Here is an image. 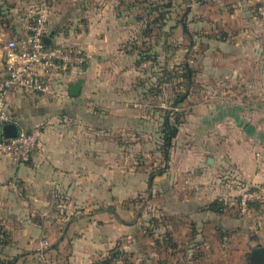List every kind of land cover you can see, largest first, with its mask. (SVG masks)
<instances>
[{
    "label": "crops",
    "instance_id": "crops-1",
    "mask_svg": "<svg viewBox=\"0 0 264 264\" xmlns=\"http://www.w3.org/2000/svg\"><path fill=\"white\" fill-rule=\"evenodd\" d=\"M104 19L90 20L86 46L80 47L90 54L89 61L71 72L61 96L9 95L13 122L19 128L28 124L40 136L25 164L0 152V264H120L123 241L137 243L144 216L139 212L134 218L124 202L143 190L150 201L162 197L179 223L189 220L198 238L207 227L225 226L221 212L206 205L207 192H221L218 201L226 199L228 183L238 175L245 184H264V89L244 95L252 90L253 75L264 73V16L255 11L254 0H187L181 29L185 51L199 59L198 86L211 93L190 105L169 160L163 151L164 120L151 109L143 115L135 107L138 91L131 78L137 73L136 58L121 49L127 32L120 20ZM48 27L60 43L50 20ZM0 28V39L23 30ZM2 53L0 47V59ZM94 55L100 58L98 77L88 66ZM191 62L185 60L190 67ZM72 83L81 85L78 96L71 95ZM111 104L115 110L107 114ZM220 171L228 181L216 177ZM189 185L195 190L187 195L182 187ZM226 226L252 229L239 218L227 220ZM45 240L48 245L42 244Z\"/></svg>",
    "mask_w": 264,
    "mask_h": 264
},
{
    "label": "rangeland",
    "instance_id": "rangeland-1",
    "mask_svg": "<svg viewBox=\"0 0 264 264\" xmlns=\"http://www.w3.org/2000/svg\"><path fill=\"white\" fill-rule=\"evenodd\" d=\"M43 2L44 0H0V27L9 31L23 27L33 20ZM49 3L52 7L50 28L57 30L58 40L68 47L86 46L90 20H105L104 17L107 20H120L127 32L121 49L136 58L133 63L137 67V73H132L131 79L135 80L138 91L136 100L139 103L135 107L140 110V114L144 115L151 109L163 121L165 115H162L169 111L172 121L178 116L184 122L192 109L190 105L211 93L210 89L198 86L196 69L200 66L199 59L196 60L190 50L187 53L185 51L187 40L181 29L187 0H49ZM186 59L192 60L194 77L191 84H188L185 76ZM1 60L3 61L0 59V62ZM99 62V56L94 55L88 64L89 67L93 66L96 77L99 76L96 69L99 68ZM251 79L253 84L250 95L248 90H244L247 98L257 94L258 87H262L260 91L264 89V73L260 78L256 74ZM230 89L236 93L239 91L238 88ZM114 91L115 86L111 93L108 92L110 98H113ZM240 91L243 94V89L240 88ZM183 94L182 101L175 102ZM145 103L149 104L148 107L144 106ZM169 106H175V110L170 111ZM114 107L112 104L107 107V114L114 111ZM25 125L24 128L33 129L28 124ZM1 138L0 133V142ZM216 177H220L222 182L228 181L226 174L221 171L216 173ZM141 178L143 177L140 176V180ZM228 184L230 187L226 185L223 189L228 186L230 191L225 196L227 198L220 201L224 209L219 213L220 221L223 220L225 226L221 225L223 229L215 231L207 227L197 235L198 238L194 236L189 220L179 223L181 218L169 216L162 197L157 196L155 201H150V193L143 190L136 199L126 200L124 206L133 208L134 218L138 217L139 212L144 216L140 219L137 243L131 246L128 240L123 241L126 248L123 247L124 251L119 256L120 264H248L250 251L258 245H264V232H260L258 228L264 203H254L252 212L243 214L239 199L242 187L260 184H245L239 175L234 177L233 183ZM208 186L215 187L214 184ZM208 186L206 190L209 189ZM232 188L237 191L234 192ZM182 190H187L188 195L195 188L192 189L189 185L186 189L182 187ZM212 191L207 192V206L212 200L223 197L221 192ZM153 214L156 218H153ZM232 218H239L241 223H250L252 229L248 233L242 227H227V220L229 222ZM197 242L202 245H197Z\"/></svg>",
    "mask_w": 264,
    "mask_h": 264
},
{
    "label": "built area",
    "instance_id": "built-area-1",
    "mask_svg": "<svg viewBox=\"0 0 264 264\" xmlns=\"http://www.w3.org/2000/svg\"><path fill=\"white\" fill-rule=\"evenodd\" d=\"M254 6L257 14L264 16V0H254ZM51 12L49 0H44L33 20L24 24L20 35L0 39L5 71L0 74L2 125L13 122L8 111L10 93L61 96L67 77L89 61L90 54L82 48L67 47L53 39L50 45L44 41V37L50 34ZM163 105L166 106L165 103ZM169 109L175 110V106H169ZM39 136V130L21 127L15 137L4 138L0 142V152L25 164L38 148ZM254 203H264V184L243 187L239 199L242 213L250 214ZM48 243L45 240L42 244Z\"/></svg>",
    "mask_w": 264,
    "mask_h": 264
},
{
    "label": "trees",
    "instance_id": "trees-1",
    "mask_svg": "<svg viewBox=\"0 0 264 264\" xmlns=\"http://www.w3.org/2000/svg\"><path fill=\"white\" fill-rule=\"evenodd\" d=\"M185 76L187 77V82L188 84H191L193 82V77H194V72L191 70V67L187 64H185ZM184 97V94L179 96V98L175 101L177 103H180ZM183 123L180 117H175V119L172 121V117L169 114V111L165 113V118H164V142H163V151H164V157L166 160L170 159L171 155V149L173 147V141L175 137L178 134L179 131V126ZM31 131V130H30ZM159 173H164L165 172V167L160 168L158 170ZM153 175V174H152ZM209 209L214 210L216 212H221L223 211V207L220 205V201L215 200L210 203Z\"/></svg>",
    "mask_w": 264,
    "mask_h": 264
},
{
    "label": "water",
    "instance_id": "water-1",
    "mask_svg": "<svg viewBox=\"0 0 264 264\" xmlns=\"http://www.w3.org/2000/svg\"><path fill=\"white\" fill-rule=\"evenodd\" d=\"M190 8H188L185 15L188 14ZM184 20V19H183ZM183 26H185V22H183ZM55 32H51L49 35L44 37V41L50 45L52 43V39ZM81 92V85L78 83L71 84V95L78 96ZM19 126L17 123H7L0 126V133L3 138H11L15 137L18 133ZM212 161V158L211 160ZM249 264H264V245H258L254 247L251 251V257Z\"/></svg>",
    "mask_w": 264,
    "mask_h": 264
}]
</instances>
